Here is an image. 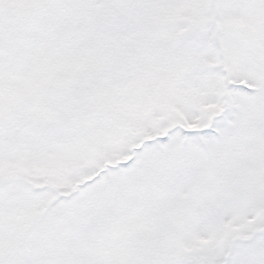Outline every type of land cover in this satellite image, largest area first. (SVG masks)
Returning <instances> with one entry per match:
<instances>
[{
  "label": "snow or ice",
  "instance_id": "1",
  "mask_svg": "<svg viewBox=\"0 0 264 264\" xmlns=\"http://www.w3.org/2000/svg\"><path fill=\"white\" fill-rule=\"evenodd\" d=\"M0 264H264V0H0Z\"/></svg>",
  "mask_w": 264,
  "mask_h": 264
}]
</instances>
